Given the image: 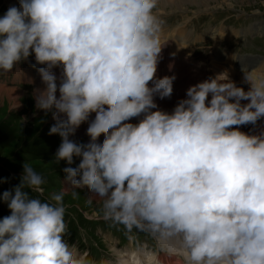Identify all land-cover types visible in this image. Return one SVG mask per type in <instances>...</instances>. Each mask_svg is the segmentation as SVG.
Instances as JSON below:
<instances>
[{
    "label": "clouds",
    "instance_id": "obj_1",
    "mask_svg": "<svg viewBox=\"0 0 264 264\" xmlns=\"http://www.w3.org/2000/svg\"><path fill=\"white\" fill-rule=\"evenodd\" d=\"M156 6L18 0L0 15V71L34 57V108L51 112L52 160L66 164L47 196L26 163L0 193V264H264V70L241 64L245 90L223 69L161 109L155 97H170L175 75H156ZM82 123L86 142L71 138ZM69 187L91 194L127 243L107 239L97 257L69 242Z\"/></svg>",
    "mask_w": 264,
    "mask_h": 264
},
{
    "label": "rangeland",
    "instance_id": "obj_2",
    "mask_svg": "<svg viewBox=\"0 0 264 264\" xmlns=\"http://www.w3.org/2000/svg\"><path fill=\"white\" fill-rule=\"evenodd\" d=\"M13 1L8 3L0 0V15ZM154 11L164 23L162 29L165 34L191 32L197 36V44L192 46L193 42L189 39L187 51L180 52L179 57L191 59L198 66L197 69L201 65L205 66L209 75L219 72L220 69L235 68L224 66L218 60L215 61L219 63V68L210 63L215 64L210 57L218 56L223 48L249 55L264 52V0H157ZM207 29H211L210 33L206 32ZM172 40L170 37L169 42ZM32 58L34 57L30 56L28 59ZM257 62L262 63L259 60ZM211 66L215 68L211 69ZM239 83L238 86L247 90L248 85ZM0 88L14 91L17 96L14 105L5 100L0 102V193L19 183L23 163L29 164L43 178L44 183L41 186L44 188V196L60 190L65 184L62 168L66 164L63 160L58 164L52 160L60 137L57 134H48L50 125L55 122L51 112L35 109L31 95L33 88L26 87L10 72L0 71ZM167 109L171 110L169 107ZM244 126L247 129L252 128L251 125ZM71 138L83 142L88 139L76 132ZM76 162L78 160L74 158V164ZM64 199L66 237L69 242H75L82 249L88 248L97 257L104 252L107 239L115 238L120 244L127 243L115 226L101 217L96 199L86 190L76 189L73 194L69 187ZM9 212L6 203L0 201V218Z\"/></svg>",
    "mask_w": 264,
    "mask_h": 264
},
{
    "label": "bare ground",
    "instance_id": "obj_3",
    "mask_svg": "<svg viewBox=\"0 0 264 264\" xmlns=\"http://www.w3.org/2000/svg\"><path fill=\"white\" fill-rule=\"evenodd\" d=\"M6 2H8V3H11V1H13V0H5ZM169 2H170V0H168ZM177 1V0H176ZM181 1V0H180ZM14 2V3H13ZM12 2V5H16L17 3L16 2H18V0H15V1H13ZM228 2V1H227ZM18 5V4H17ZM200 7V6H199ZM162 28H163V26H162ZM179 29V28H178ZM177 29V30H178ZM175 30H176V28H175ZM174 30V31H175ZM189 30V29H188ZM190 31V30H189ZM209 31H211V29H207L206 30V32L207 33H210ZM176 32V31H175ZM178 32V31H177ZM180 32V31H179ZM165 31L162 29V33H161V38H164V37H166L165 39H162V41L163 42H166L165 43V45L164 46H166L167 48L168 47H170V51L172 52V53H175L177 50H179L181 47H183L184 46V44L183 45H181V43L179 42L180 41V38L181 37H183V36H181V32L180 33H176V34H174L173 33V35L171 36V35H167V34H165ZM179 34V35H178ZM187 37H188V41H189V39L192 41V42H196V40L195 41H193L194 40V38H197V37H194L193 36V34L190 32V33H188V34H186V33H184ZM164 35V36H163ZM174 35H178L177 37H175L174 38ZM200 36V35H199ZM220 36H222V34H220ZM172 38L173 40H172V42L170 43L169 42V38ZM229 37V36H228ZM227 37V38H228ZM202 38V37H201ZM230 38V37H229ZM184 39H186L185 37H184ZM216 40V39H215ZM186 41V40H185ZM177 42H179V45H177ZM168 45V46H167ZM176 48V49H175ZM186 48H187V46H186ZM180 56V55H179ZM181 58V57H180ZM211 60H213V62L215 63V67L216 68H219V63L217 62V61H215V60H218V61H220L219 59H216V58H212ZM198 67V66H197ZM232 67V66H231ZM257 68H260V67H258V66H256ZM226 69H228V68H226ZM261 69V68H260ZM229 74H230V77H231V79H233V80H235V81H237V82H242V72H241V68H239V67H235V68H230L229 70ZM247 85V84H246ZM42 85L40 84L38 87H41ZM0 89H2L1 91H0V102H3V100H5L6 102H9L10 103V105H12L14 102H16V100H17V96H16V92H14V91H11V90H4L3 88H0ZM16 91V90H15ZM19 95V94H18ZM14 105V104H13ZM33 105H34V99H33ZM25 106V105H24ZM131 122H133V123H135L136 122V118H131ZM86 127H87V123H82L80 126H79V128L76 130V133L77 134H79V135H85L86 137H87V135L85 134V129H86ZM72 193V192H71ZM169 264H175V262L174 261H170L169 262Z\"/></svg>",
    "mask_w": 264,
    "mask_h": 264
}]
</instances>
